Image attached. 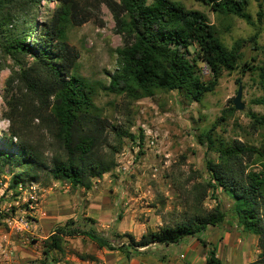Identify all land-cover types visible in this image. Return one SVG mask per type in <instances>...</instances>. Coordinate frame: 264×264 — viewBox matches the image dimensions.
Masks as SVG:
<instances>
[{
  "label": "trees",
  "instance_id": "1",
  "mask_svg": "<svg viewBox=\"0 0 264 264\" xmlns=\"http://www.w3.org/2000/svg\"><path fill=\"white\" fill-rule=\"evenodd\" d=\"M195 1L207 5L218 15L237 16L254 25L246 11L247 0ZM37 3L40 0H0V28L10 24L25 10L36 8ZM100 4L112 13L116 30L124 40V45L116 49L117 66L109 76V82L99 88L106 93L136 101L157 91L176 90L187 100L200 102L204 93L213 90L223 69L237 67L239 49L244 40H237L230 49L226 48L207 16L186 8L181 2L60 0L45 24L44 35L39 36L36 44L25 43L28 38L26 30L2 45L18 63L6 81L7 89L13 90L7 101L6 116L11 123V139L16 140L21 154L0 148V169L6 165L24 168L23 172L12 175L9 189L31 185L36 181L39 169L46 171L54 181L66 182L72 189L88 190L94 179L102 178L115 167L112 156L106 158L100 150L107 139L106 120L102 119L94 103L97 90L74 70L78 52L66 41L67 25L88 21ZM258 7L257 21L261 22L263 10L260 2ZM256 37L257 32L250 41L254 42ZM53 42L57 53L51 50ZM26 53L33 57L29 66L19 64L21 59L18 57ZM201 63L212 75L207 82L202 80ZM254 103L264 105V97ZM250 118L254 127L264 126V114L250 113ZM35 130L49 136L57 147L49 166L38 149V143L29 140L30 133ZM116 136L119 144L123 137L135 139L128 129L118 130ZM204 138L208 149L213 150L218 159L205 161L210 172L205 187L212 192L220 188L230 196L236 225L259 237L261 252L256 260L247 264H264V136L258 146L237 140L232 143L217 140L212 129L204 133ZM138 140L140 144L142 137L139 136ZM116 151L118 148L114 153ZM252 159L259 171L245 172L244 161ZM14 210L12 208L11 212ZM120 217L118 215L116 221ZM225 217L217 201L205 214L147 231L139 240L130 233L117 232H112L110 239L100 232L93 218L85 217L83 222L69 218L55 226L42 241L43 253L49 257L52 250H61L64 239L82 237L95 242L100 249L120 250L129 255L128 248L136 249L155 242L176 243L184 237H196L209 226L220 224ZM115 238H126V242L117 245ZM198 241L205 249L206 264H222L214 247L209 246L204 238L198 237Z\"/></svg>",
  "mask_w": 264,
  "mask_h": 264
},
{
  "label": "rangeland",
  "instance_id": "2",
  "mask_svg": "<svg viewBox=\"0 0 264 264\" xmlns=\"http://www.w3.org/2000/svg\"><path fill=\"white\" fill-rule=\"evenodd\" d=\"M169 1L181 2L188 9L204 13L214 25L219 40L226 48L230 49L237 40H244L239 49L237 67L234 70L223 69L213 90L204 93L200 102L189 101L176 90L157 91L152 96L129 101L124 96L109 94L99 89L109 82V76L117 66L116 49L124 45L110 10L100 4L88 21L80 25L68 24L66 41L78 52L74 70L96 88L94 103L99 108L102 119L106 120L104 131L107 140L100 148L101 153L106 158L112 156L115 161V167L99 180L94 179V184L99 183L98 185L113 190L110 195L117 207L116 218L118 215H125L129 228L134 224L142 226L144 223L150 224L153 229L173 226L187 221L192 216L205 214L219 201L220 209L225 212L226 217L217 226H209L201 233V237L208 238L218 248L220 245L224 264H247L256 260L261 252L259 237L236 225L231 211L233 200L225 191L220 188L215 192L206 189L205 184L210 172L205 166V161L218 159L216 153L208 149L204 133L212 129V134L217 140L226 143L237 140L253 146H258L264 136V126L254 127L250 118V113L264 114V105L254 103L264 97V79L261 77H264V0H247L246 11L254 25L237 16L218 15L207 5L195 0ZM259 2L263 10L261 22L257 21L256 15ZM59 3L60 0H40L36 8L25 10V13L16 17L10 24L0 28L1 149L21 154L18 152L16 140L11 139V123L6 116L7 101L10 92L13 93V90L7 89L6 81L11 71L17 69L18 63L2 45L14 36L22 35L26 30L28 38L25 43L36 44L39 36L44 35L45 24ZM255 32V41H250ZM51 50L57 53L54 42ZM18 58L21 59V65L29 66L33 62L30 53ZM200 66L202 80H211L212 75L206 65L201 63ZM239 86L242 89L241 102L244 104L242 110L233 106V98ZM36 121H33V126ZM121 129H128L135 139L123 137L119 144L116 133ZM139 136L142 137L141 145L138 143ZM29 140L38 143V149L49 166L51 157L57 151L55 143L49 136L41 135L37 130L30 133ZM115 148H118V151L114 153ZM244 165L245 172L259 171L254 159L244 161ZM23 171V167L10 165L0 169L1 230L10 229L3 220V212L30 220L27 214L31 217L33 214L25 205L31 201L37 203V196L44 189L68 186V190H73L66 182L54 181L46 171L39 169L36 181L31 185L26 181L27 185L22 188L9 189L12 175ZM55 188L58 187H53ZM98 207L103 209L109 205L101 201ZM12 208H15L14 212H11ZM52 211L45 209L44 215L49 216ZM84 218L78 219L83 222ZM98 228L110 239V234L116 232L111 228ZM26 232L28 231L22 233L23 236H28V239H38ZM125 242L126 238L114 240L117 245ZM235 248L239 256L234 255Z\"/></svg>",
  "mask_w": 264,
  "mask_h": 264
},
{
  "label": "crops",
  "instance_id": "3",
  "mask_svg": "<svg viewBox=\"0 0 264 264\" xmlns=\"http://www.w3.org/2000/svg\"><path fill=\"white\" fill-rule=\"evenodd\" d=\"M98 184L93 183L88 190L78 187L70 191L68 186L44 189L37 196V203L31 201L25 205L33 217L27 214L31 221L23 219V224L16 222L15 226L23 228L22 230L16 227L10 228L9 231L0 229V259H5L6 252H9L11 260L16 264H206L205 249L198 241V237L202 238L201 234L196 237H184L176 243L155 242L136 249L128 248L129 255L120 250L100 249L88 238L72 237L64 239L61 250H52L49 257H46L42 241L53 231L56 224L60 225L69 218L90 217L95 219L101 228H111L117 233L129 231L135 239L147 231L158 229H153L147 223L142 226L134 224L129 228L127 217L122 214L120 221H116L118 211L110 195L113 190ZM101 201L109 207L98 209ZM45 209L50 212L53 210L51 215H44ZM43 219L45 220L39 223ZM23 231L30 232L38 239H28V236H23ZM205 241L215 248L217 257L224 264L220 245L219 248L216 247L217 245L211 243L208 238ZM236 249H232L233 253L239 256ZM2 264L9 263L2 261Z\"/></svg>",
  "mask_w": 264,
  "mask_h": 264
},
{
  "label": "built area",
  "instance_id": "4",
  "mask_svg": "<svg viewBox=\"0 0 264 264\" xmlns=\"http://www.w3.org/2000/svg\"><path fill=\"white\" fill-rule=\"evenodd\" d=\"M33 199V198H32ZM30 203V202H29ZM12 214V213H11ZM9 215V214H6L5 212H3L2 213V217H3V220H4V222L7 224V226L9 227V228H12V227H16L15 226V224H16V222H19V223H21V224H23L22 223V220L24 219V220H26L23 216H19V215ZM16 228H18V227H16ZM23 229V228H22ZM22 229H19L18 228V230H22ZM2 261L4 262V263H9V264H16L14 261H12L11 260V255H10V253L9 252H6V258L5 259H0V264H2Z\"/></svg>",
  "mask_w": 264,
  "mask_h": 264
},
{
  "label": "water",
  "instance_id": "5",
  "mask_svg": "<svg viewBox=\"0 0 264 264\" xmlns=\"http://www.w3.org/2000/svg\"><path fill=\"white\" fill-rule=\"evenodd\" d=\"M242 89L239 86L237 90L236 96L233 98V106L235 109L242 110L244 108V104L241 102Z\"/></svg>",
  "mask_w": 264,
  "mask_h": 264
}]
</instances>
